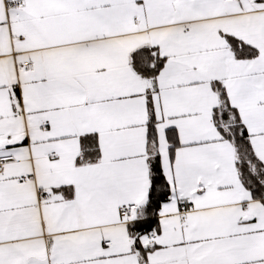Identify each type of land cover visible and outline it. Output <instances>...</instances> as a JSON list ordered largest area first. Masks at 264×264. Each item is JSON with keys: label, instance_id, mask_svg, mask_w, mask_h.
<instances>
[{"label": "snow or ice", "instance_id": "snow-or-ice-1", "mask_svg": "<svg viewBox=\"0 0 264 264\" xmlns=\"http://www.w3.org/2000/svg\"><path fill=\"white\" fill-rule=\"evenodd\" d=\"M0 264H264V0H0Z\"/></svg>", "mask_w": 264, "mask_h": 264}]
</instances>
